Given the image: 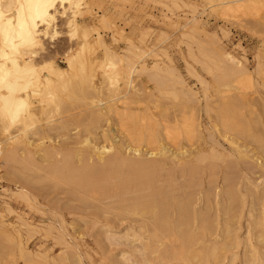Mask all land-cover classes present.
<instances>
[{
	"label": "rangeland",
	"instance_id": "374dc122",
	"mask_svg": "<svg viewBox=\"0 0 264 264\" xmlns=\"http://www.w3.org/2000/svg\"><path fill=\"white\" fill-rule=\"evenodd\" d=\"M85 1H86L87 5H84L86 3H83L81 5L82 15L78 16V20L81 21L82 24L85 25L86 27H92V28L95 27V29H96V26H98L96 31L98 33H100L101 37L103 38L104 44H106V45L108 44L107 46L112 48V50L116 51L118 54L122 52L121 54L124 55V56L122 55L123 58H125V54H126V56L131 55V54L129 55L130 52L125 51V50H127L126 48L131 47V43L133 44L135 42L134 45H137V46H140V45L144 46V47L148 46L152 51L150 53L151 56L148 55L145 57V63H147V66L150 67L153 64L152 63L153 61L159 60L158 62L160 63V65L162 67L163 66L166 67L167 64L169 67L170 66L172 67V65H173L174 67L172 68V70L176 69L180 77L176 76L177 75L176 70L173 71V74L171 72V74H172V75L170 74L171 76L167 75L165 73L163 74V72H162V74L165 75V77L167 78L166 81L168 80L167 81L168 86L171 88L170 89L168 87V90L166 89L165 91H168V93L171 92L172 94L174 93L173 95L170 93L169 95L162 96V94H168V93H166V92H164V93L162 92V94L158 93L161 91L157 90V84H156L157 81L152 76H150L151 72H153V71L148 69V70H146V72L145 71L143 73L140 72L141 74H139V72H138L134 75V82L135 83H133V86L135 85L134 86L135 89L133 87V91L134 90L135 91L133 92L132 89H130V91H132V93H130L129 95L132 99L128 100V102L126 103L127 106L126 105L121 106V107L119 106L120 108H117V109L111 108V109L107 110L106 108H108L109 103L112 102V101H110L111 96L109 97V95H107V94H109L108 89H107L109 84L105 80V78L103 80V78H101L100 74L98 73V75L95 78V83L98 86H101V84H102L103 86L101 87L100 90L101 91L104 90L103 93L100 92V94H99V97L102 98V105H100V109L97 106H96V108L93 107V108L89 109L88 108L89 104H82L83 101H84V103H86L89 100V97H87L86 99L83 98V101L81 99H77L75 97L74 98L71 97L72 98L71 99V98L67 97L66 93L64 92L62 94V97H61L62 100L61 101H63V100H65V101L59 105L60 111L57 110L58 108H56V107L54 108V104H49L48 105L49 107L47 106V108H49V109L46 108L47 112L44 110H43V112H41V111L39 112L41 114V116H40V114H38L39 115L38 119H36V121H34L36 124H30L29 126L33 125V126H31V128L27 127L29 130L26 129V131H25L26 134H24L25 135L24 139H26V140L28 139V141L31 142L29 145L30 147L28 146V152L24 151L23 147H21L22 145H18L17 143H11L10 144L8 141H7V143L9 145L5 143V148H4L3 142H4V139L6 137V134H3L2 128L0 127V140H1L0 141L1 142L0 143V151L2 152V153L0 152L1 153L0 154V159H1L0 160V232H1V234H0L1 235V238H0L1 239L0 240V244H1L0 245V264H78V263L79 264H137V263L138 264H149V263L150 264L151 263L152 264H158V263L159 264H174V263L175 264H201L200 261H198V260L195 261L196 258H193L194 260L191 259L190 261H187V262H181V261L174 260V259L171 260L170 257L160 255V254L164 253V251H165L164 248L167 247L166 249L168 250V249H170V247L171 248L176 247V245L178 244V241L175 238L174 234H170V232H169L167 235L168 237L161 238V240H162L161 243H160V241H157V240L155 241L154 237H153L154 240L151 239L152 238L151 236H153L152 234L154 233V229L152 227V223L149 221L150 219H148L149 218L148 214H144L145 215L144 216L143 214L139 215V214H134V213L129 214L128 212H126V213L123 212V214H124L123 215L122 211L121 210L119 211L118 208H116V206L118 204L116 202V200L117 201L120 200V197L118 199V197L115 196L117 190L116 189L114 190L112 188L114 187L115 183L120 181L121 178L125 179L127 177L132 178V179H134V181L135 180L136 181L134 182L133 180L127 179V181L125 182V186L122 187L121 189H119V191L121 193H124L125 190H126V192L127 191L130 192V193L129 192L128 193L131 195H129L128 193L125 192L128 195V196H125L126 194L124 193L125 197H129V196L131 197L132 194H133V196H135V194H136L134 192L135 188H140V187L146 188L147 187L146 185L149 186V183L146 184L148 181L150 182V185H151V183H153L152 184L153 187L155 186V188H157V187L162 186V189L164 187L165 190L166 189L170 190L169 195H172V194L175 196L178 195L177 197H179V198L181 197V193L184 191L185 192L189 191L191 194L193 193L191 195V197H192L191 205L193 204L192 205L193 211L195 210L196 212H198L199 209L202 212L204 211L203 213L204 214L207 213L206 216L208 217V219L210 217L214 216L213 218L209 219V221H212L213 223L210 222V224H212L211 228L208 231H205L204 238L206 240L208 238L207 236H209V238L206 241L207 242L206 245L211 247V245L213 243L212 246L215 245L217 248L216 249L217 253L218 254L220 253V254H219L218 259L211 261L210 264L211 263L212 264H255V263L256 264L257 263L264 264V240H262V239L260 240L261 237L259 235L261 232L260 231L261 229H262V231H264V226H262V224H264V175H262V174H264V154H262V152H264V144H262V142H264V141H262V140H264V82H262V81H264V78H262V77H264V69L258 70L261 68L260 67L261 63H262V65H264V9H262V8H264V2H262V0H256L255 3L253 2L254 4H253V9L251 10V13L254 12L257 16H254L253 13L250 14L248 12L249 14L248 13L241 14V16L239 18L230 17L231 19H229V21H230L229 22L228 21L229 17H227V15L223 16L224 13H223L222 9H220V7H218V6H217L218 9L216 8V6H214V7L211 6V3L207 2L208 0H204V1L203 0H185L184 3H186V5H183V6L181 5V3L184 0H182V1H179V0H132V1L131 0H85ZM121 1H123V2H121ZM171 1H173V3L176 1V5H175V3H174V5L177 8H174V5H171V4H173V3H171ZM191 1H192V3H191ZM249 1H253V0H249ZM257 1H260V3H258ZM95 2H96V4H95ZM193 4H195V5H193ZM209 4L211 7H209ZM181 6H182V8H181ZM184 6H187V7H184ZM259 6L262 10L259 8ZM189 7H190V9H189ZM192 7L195 8L196 10H192L191 9ZM213 9L214 10L216 9L217 11L216 10L214 11ZM124 10H126V11H124ZM259 10H261V13ZM96 15H98V16H96ZM101 15L102 16L104 15V18H105L104 20L100 19V17H102ZM167 16L169 18H167ZM192 16L195 19H193ZM96 17H98L99 19H97ZM106 18H108L110 20H108ZM176 18H178L179 20ZM96 19H97V21H96ZM174 19H175V21H173ZM196 19L199 21H197ZM93 20H95V21H93ZM194 20L196 22H194ZM237 21H239L241 24ZM97 22H99L100 25ZM173 24L175 27L173 26ZM176 24H178V25H176ZM194 24L197 25V28L193 26L194 28H196L195 30L192 28V25H194ZM190 25H191V27H189ZM105 26H106V29H105ZM200 26H204L203 27L204 29H202V27L200 28ZM107 27H108V29H107ZM176 27L177 28L179 27L180 29H177ZM183 27H186V28L189 27L188 28L189 31H188V29H186V28L184 29ZM181 28H183V30ZM191 28H192V30H191ZM199 28H200V30L201 29L202 30L199 31L198 30ZM221 28H222V30H221ZM110 29H114V30H110ZM121 29H123V30H121ZM223 29L226 32H224ZM57 30L59 33L55 36L54 39H52V40L45 39V41L43 42L44 44L42 46V52L41 53L39 52V54L37 55V58H35V64H37V66H40L38 64L53 60V62H55L60 67L66 68L67 64L64 60L65 56L70 52H72V53L76 52L79 45L76 41L77 39L69 38L68 32L66 33L67 27L65 25V18L58 17ZM193 30H194V32L197 30V32L199 31V33L204 30L206 32L204 37H205V39H208V40H204V37L202 34L204 31L202 33H200V35H199V33L195 34L194 32H191ZM102 31H103V33H101ZM188 32H190L192 34L189 33L190 34L189 35ZM223 32H224V35H223ZM90 33L91 34L93 33L92 35H94L96 32L95 31L92 32V30H91ZM111 33L113 34V36ZM183 33H185V34L187 33V34L184 36ZM207 33H210L212 35H210V34L207 35ZM197 35H199V36H197ZM194 36H196L197 40L194 38ZM209 36H210V38H208ZM114 37L116 39L120 38V40L116 41ZM198 38L200 40H198ZM127 39H128V42H127ZM191 39L192 40L195 39V41H197L199 44L200 43L203 44L202 45L203 47L201 46L203 49H205L204 45L206 47H208V45H209L208 49L211 52V54H212V51H213V53L215 52V50H213V48H217V49L218 48H220V49L224 48L225 51L231 52V54H233L236 58L240 59V61L243 62V64L246 66V68H248L247 69L248 73H250L249 74L250 75V82L252 81L250 83L252 85H249L250 90L246 87V89H243V91L241 90L242 94H239L238 90L236 91V89H234V87L233 88L232 87L231 88H225L226 86H224V88H222V84L219 81H217V84L214 83V82H216L215 78H217V77L215 76V78H213L215 80H213L212 77L214 75L210 77L211 73L208 74L207 73L208 71H204L203 68L205 66L200 63V60H198V61L196 60L198 58H200V59L204 58V57H202V55H200L201 51L200 52L198 51V48H200L201 44L199 45L198 43L192 41ZM184 40H186V41H184ZM187 42H190V44ZM71 45H73V46H71ZM188 45H190V47L193 48L194 53H193V51H191L190 53H192L193 55L195 54L194 57H192V60L194 62L197 61V63H194L192 60H190L191 56L187 55V54H189V53H187V52H189L188 48L191 49ZM43 47L46 50H43L44 49ZM123 48H125L124 51H123ZM68 49H70V50H68ZM208 49H206V50H208ZM67 50H68V53H67ZM91 50L87 49V51L86 50L84 51L85 53L82 54L84 56V58H86V59H88L90 57L91 58H93V57L98 58L99 56L102 55L101 57H103V55H104L103 45L94 44L93 49H91ZM94 50L96 53L94 52ZM153 51H154L155 55L153 54ZM160 52H164V53H160ZM197 52H199L200 56L198 55ZM121 54H119V55H121ZM164 54L167 55V57ZM215 54L216 53H214V55ZM97 55H99V56H97ZM87 56H89V57H87ZM155 56H158V57H155ZM159 56H160V58H159ZM195 56L197 58H195ZM167 58H169L170 60H168ZM98 59H100V57ZM162 60H163V62H162ZM257 61H258V64H257ZM187 62L189 63V65H187L188 64ZM200 64L203 65L204 67L199 66ZM188 66L189 67L192 66L194 68V70L192 69V71H191V72L194 71L195 72L194 74H192L191 72L187 73L188 71H190V68ZM86 67H87V65H86ZM170 68H169V70H170ZM256 68H258V69H256ZM262 68H264V66H262ZM185 69H187V70H185ZM257 72H259V73L262 72V73L259 74ZM77 74H79V73H77ZM69 75H74V74L70 73ZM77 76L81 77V75H77ZM77 76L74 75V78H72V81H77ZM80 77H79V80H81ZM176 77H179L182 81L184 80L183 85H184V87L186 86V89L191 88L194 91L193 92L191 90V92H193L195 94L194 95V98H195L194 101L188 100V97L184 94V91L181 90V88H179L180 84L176 83L177 82ZM138 78H139V80H138ZM196 79H198V80H196ZM200 79H203V80L205 79L207 81V83H205V80H204L205 86L202 84L203 80L200 81ZM136 85L138 88L136 87ZM206 85L208 87V88H206L207 90L204 89L206 87ZM106 86H107V88H105ZM102 88H105V89H102ZM200 88H202V89H200ZM215 88H217V89H215ZM175 89H177V91L179 93ZM172 90H173V92H172ZM180 90L182 91V93H180ZM222 90L229 91L228 93L230 95L227 96L228 94ZM244 90L247 93H245ZM143 91H145V92H143ZM221 91L223 93H221ZM105 92H107V93L105 94ZM203 92H204V94H203ZM243 92H244V95H243ZM135 93H137V94H135ZM176 93L178 94V96ZM231 93L233 96L231 95ZM134 94H135V96H133ZM201 94H203V97ZM216 94H218V95H216ZM247 94H249L248 95L249 97L247 96ZM143 95L146 97H144ZM237 95L239 97L243 95L244 97H242L243 99L242 98L240 99L238 97L239 98L238 99ZM138 96H140V97H138ZM212 96H214V97H212ZM230 96H232V97H230ZM163 97H165V98H163ZM207 97L209 99H206ZM133 98H135V99H133ZM136 98H138V99L136 100ZM159 98H160V100H158ZM175 98H176V100H175ZM185 98H186V100H185ZM196 98H197V100H196ZM213 98L215 100H213ZM223 98L225 99V101L227 100L228 102L231 101L232 99H234V101L237 102L236 105L238 106V108L236 105H232L230 115H232V118L236 119V121H238L240 124L242 123V125H246V128H245V129H247V130H245L246 132L244 130L238 129L237 125H235V128H237L235 130H238V132L234 131V129H233L232 131L230 130L231 132L228 131V132H230L229 134L227 131H225L223 128H221V125L219 124V120L217 118V110H218L217 107H219L218 105H221L222 102H225ZM236 98H237V100H236ZM152 99H154V100H152ZM203 99H205V100H203ZM221 99H223V100H221ZM183 100H184V102H183ZM154 101L156 104H154ZM187 101H188V103H187ZM204 101H206V102H204ZM244 101H246V102H244ZM130 102H131V104H130ZM163 102H165V103H163ZM104 104H106V105H104ZM148 104L150 106H152L153 108L148 106ZM197 104H198V106H197ZM141 105L143 106V108L145 106V108L143 109ZM183 106H184V108H183ZM210 106L211 107L213 106V108L215 109L214 112H213V108H210ZM140 107H141V111H137V109H140ZM196 107H198V108L196 109ZM205 107H206V111H205ZM50 108H51V112H50ZM193 108L195 109V111H193ZM88 109H89V111H88ZM92 109H93V111H92ZM135 109H136V111H135ZM157 109H158V111H157ZM162 109H163V111H162ZM198 109H199V111H198ZM52 111H53V113H52ZM130 111L132 114L130 113ZM182 111H183V113H182ZM187 111H188V113H186ZM234 111L236 112V114L239 113L236 118H235L236 114L234 115V113H235ZM249 111L251 113H249ZM138 112H140L139 113L140 115H138ZM45 113H47V114H45ZM48 113H49V116H48ZM112 113H114V114L112 115ZM166 113H168V115ZM98 114H100V115H98ZM142 114L144 115V117ZM46 115H47V118H46ZM50 115H52L53 117L50 118L51 117ZM131 115H133V116H131ZM146 115L147 116L149 115V116L146 117ZM163 115L165 117H163ZM166 115H167V117H166ZM186 115H188V116H186ZM248 115H250V116L248 117ZM59 116H61V117H59ZM118 117H120V118H118ZM186 117H189V118L186 119ZM251 117H253V118H251ZM145 118H146V120H145ZM182 118L186 119L188 121L192 120L194 118L196 120L198 119L197 121L195 120L196 128L198 126V128H197L198 130L194 129L197 132L193 130V132H196V133H193V135L191 133L190 134L191 136L187 139H186L185 135H184L185 138L182 137L183 133H178V134H176V138L173 139L174 141L172 139H170V140L167 139V141H166V138L164 136V132H165L164 129H168L167 127H170V128H173L172 130L169 129L171 132L177 133L179 131L178 128H180V127L183 128L185 120L181 121V120H183ZM97 119H99L100 121ZM129 119H131V120H129ZM150 119H151V121H150ZM256 119H258V120H256ZM132 120L134 122H130ZM165 120H166V122H165ZM241 120H242V122H241ZM58 121H59V124H57ZM115 121H118V122H115ZM254 121H256V122H254ZM144 122H145V125L148 122V126H150L152 129L148 128L147 125H146L147 126L146 127L143 124ZM247 122H248V124H246ZM53 123H55V124H53ZM150 123H151V125H150ZM119 124H121L122 126ZM134 124H135V126H134ZM152 124H153V126H152ZM178 124H180V125H178ZM0 125H1V123H0ZM53 125H54V127H53ZM58 125H62V126H58ZM85 125H87V126H85ZM131 125H132L133 129L131 128ZM20 127L22 128V126H20V125L14 126L13 132L17 133V131H19L18 128L20 129ZM238 127H240V126L238 125ZM39 128H41V129H39ZM174 128H177L178 130L174 129ZM55 129H57V130H55ZM139 129L141 131H143L144 133H146V132L148 133L151 129V132L152 133L154 132L156 134L155 135L153 133L155 135V138L158 140L157 141L155 139L156 141L154 140L150 144H146V140L144 139L145 142H143L141 140L142 142L137 143L138 144L137 146H138V148L141 149L140 152L142 153V154H140V156L143 155V153H144V155L141 157L135 156V154L132 152L131 146H133V145H131V144H133V143H131V142H133L134 137L130 138L135 134V130L138 131ZM128 130L131 132H129ZM10 132H12V129L10 130ZM257 132H259V133H257ZM157 133H159L161 136L160 135L157 136L158 135ZM234 133L236 134V136ZM250 133H251V135H250ZM11 134H13V133H11ZM129 134H131V135H129ZM38 135H40V136H38ZM249 135H250V137H249ZM239 136H241V137H239ZM257 136H259V137L262 136V137H260L261 138V144H259L260 138L258 139ZM177 137H178V140H180V141L177 140ZM226 137H227V139H226ZM255 138H257L258 140ZM86 139H87V142L89 141L90 143H85ZM228 139H232V141L234 140L232 142V146H231L230 141ZM74 140H76L77 142ZM175 140H177L176 143H174ZM126 141H128L129 143ZM170 141H173V142L171 143ZM183 142L185 144H182ZM36 144H38V145H36ZM40 144H41V147H40ZM88 144H91V145H93V144H98V145L105 144L108 146L109 145L113 146V149L109 153V155L115 156L116 158L118 157V159L120 161L119 163H121V164H116V165L113 164V165H115V169H114L113 165H111V166L103 165L102 166L103 171H101V170L100 171H92L90 173H88L89 172L88 171L87 175H90L92 177H91V179H84L85 181L83 183V186H84V188H87L88 186H90V183H91L90 180L94 181L93 182L94 185H92V187L91 186L88 187L90 189H88V188L84 189V188H80L81 186H79V183H78V180L83 182V180H82L83 178L81 176L74 175L76 177L75 180H77V181L73 182L74 183V185H73V183L71 181V179H73L72 178L73 175L71 174V176H70V175L66 174V172L70 174V172L67 171L68 167H70V169L73 168L74 170L75 169H78V170L82 169L83 170L84 168L89 167V166L94 164V162L88 161L86 159L83 160L84 162L83 161L79 162L80 161L79 156L77 157L76 155H74V153L78 149V147L84 149V152L87 151V149L89 147ZM161 144H165V145H167V147L170 146L169 150L173 151V152H175V150H176V152H183V150L188 151L187 152L188 154H186V155H187V158L189 156L190 157L187 159L186 155H185V158H182L183 161H182V159H180L179 161H176V160L170 161L169 160V161H167V163H165L161 166L153 167L152 170H150V172H148V174L150 173L149 179H147L148 178L147 173H145L143 170H141V168L139 166H132L133 168L125 166V165H128V164H126V162H128V159H131V158H133L131 160H140V159L144 160L145 159L144 161L147 160V162H149V163H153L154 161H155V163L159 162L160 157L157 155H150L149 151L151 150V148H153V147L155 148V145H156V148L152 149V150H153V152L156 151V153H158L159 151H157V147H159ZM177 144H179V145H177ZM180 144L183 145V147ZM188 144H190V145H188ZM79 145H83V146H79ZM176 145L181 148V151H180L179 147H177ZM233 145L235 148H236V146H237V148H239L238 149L239 152L242 150L240 152V153H242V155L239 152L234 150L235 148H233ZM258 145H260L261 147H259ZM6 146H9V147H6ZM18 146L22 149L18 148ZM44 146H45V148H44ZM13 147H14V149H13ZM16 147H17L18 151L15 149ZM52 147H54V149ZM64 147H65V149H64ZM175 147H176V149H175ZM3 148H4V150L6 149V151L3 152L2 151ZM62 148H63V150H62ZM21 151H24V152L21 153ZM212 151H214V152L212 153ZM216 151L219 152V155H217L218 152H216ZM243 152L245 153L244 156H243ZM5 153H7V154H5ZM8 153H9V155H8ZM198 153H200L201 155ZM210 153L213 154L214 156L211 155ZM113 154H115V155H113ZM220 154H221V156H220ZM237 154H240V155H237ZM67 155H69V156H67ZM231 155H232V157H230ZM3 156H4V158H3ZM6 156H8V157H6ZM18 156H20V157H18ZM64 156H65V158H64ZM73 156H74V158H73ZM212 156L214 159L212 158ZM247 156L249 158L252 156L250 158L251 160ZM27 157H29V158L27 159ZM67 157H69V159L71 158V160L69 161V159ZM18 158H19V160H17V162H18L17 163L16 159H18ZM125 158L127 161H125ZM200 158L202 160H200ZM5 159H6V161H5ZM156 160H158V161H156ZM199 161H200V163H199ZM256 161H257V164H256ZM69 162H71V163H69ZM90 162H92V163H90ZM77 163H78V165H76ZM122 163H124V164H122ZM213 163H215V164H213ZM206 164H207V166H206ZM248 164L251 166H249ZM259 164H260V166H259ZM26 165H28L29 167L27 168ZM85 165H87V166H85ZM117 165H119V166H117ZM176 165H178L179 168ZM188 165H190L192 167L194 166L193 169H196V170L192 169L191 173L189 171H185L186 168L188 170V167H190ZM211 165L213 166L212 168H210ZM234 165H235V167H234ZM64 166H67V167H64ZM228 166H229V169H227ZM256 166L259 168H256ZM40 167H42V168H40ZM137 168L139 169V170H137L138 173L136 171ZM23 169H24V172H23ZM25 169H26V171H25ZM40 169H42V170H40ZM63 169L65 170V172H63L64 171ZM112 169H114V170H112ZM122 169L125 171H123ZM165 170L167 171V173L165 172ZM202 170H203V172H202ZM37 171H39L38 175H37ZM259 171H261V172H259ZM12 172H13V174H12ZM94 172H95V174H94ZM156 172H158V173H156ZM151 173H153L152 174L153 177H151L152 176ZM210 173H212L214 175H211ZM233 173H234V176H233ZM46 174L49 176H46ZM54 174H56V175H54ZM154 174H155V176H154ZM25 175H27V176H25ZM32 175H34V176H32ZM52 175H54V176H52ZM171 175H173L175 177H173V176L171 177ZM50 176H52V177H50ZM66 176L68 178H71V179L66 181V179H65ZM139 176H140V178H139ZM228 176H229V178H227ZM231 177H233V178H231ZM116 178H118L117 179L118 181L116 180ZM183 178L184 179L186 178L187 180L186 179L184 180ZM27 179H28V181H27ZM154 179H156V180L154 181ZM199 179H200V182H199ZM228 179H229V181H228ZM62 180H63V182L61 183ZM86 180H89V181L87 182ZM109 180H111L112 182ZM137 180H139V181L137 182ZM170 181H172V182L170 183ZM186 181L190 185H188V184L186 185ZM223 181L225 182V184ZM233 181H234V183H233ZM142 182L144 185L140 184ZM167 182H169V183H167ZM173 182H175V183H173ZM184 182H185V184H184ZM197 182H199V185L197 184ZM174 184H175V187H174ZM227 184H229L233 188V190H234L233 192L235 193L236 200L240 198L239 201H240V205H241L240 206L239 202H237V205H236L235 210H234V216L232 218L233 221H231V223H232V225H231L232 229H231V233H230V235H232L231 237H230V235L228 237V234H226V231H225V227H222V225L224 226V223H225L224 221L226 220V218L230 214V213H228V215H227L225 212V209H224V207L227 205V200H228L227 195L224 193V189H226L225 186H227ZM75 185H77V186H75ZM177 186L179 188H177ZM183 186L185 189L183 188ZM20 187L23 188L25 191L27 190L26 192L28 195V198H27L28 201L25 199L22 200L23 197L22 198L18 197V195H19L18 191L21 189ZM186 187H190L191 189L188 188V190H187ZM79 189H83V191L82 190L79 191ZM180 189H182V190H180ZM85 190H88V192H86ZM104 190H106V191L108 190V191H110V193H108V191H107V193H108L107 194L106 191H104ZM123 190H124V192H123ZM173 190H175V191H173ZM247 190H248V192H247ZM177 191H179L180 193ZM206 191H208V192H206ZM15 192H17L18 194ZM102 192H104V193H102ZM113 192H115V193H113ZM178 193L180 194V196ZM203 193L205 196L203 195ZM111 194H113V195H111ZM4 196H6V197H4ZM112 198H113V200H112ZM194 199H196L197 202ZM204 201L206 202V204ZM221 203L223 204V206ZM205 205H206V207H205ZM208 207H209V209H208ZM210 208H211V210H210ZM117 210H118V212H117ZM113 211H115V212H113ZM214 211H215V213H214ZM221 211H222V213H221ZM134 215H135V217H133ZM147 216H148V218H147ZM143 218H145V220H143ZM213 219H215V220L213 221ZM261 219H262V221H261ZM217 220H218V222H217ZM19 222H21V223H19ZM254 223H256V224H254ZM24 224H26V225L24 226ZM145 224H146V226H145ZM251 224H252V226H251ZM28 225L30 226L29 228L27 227ZM33 225H34V228H33ZM191 225L193 226V227L191 226L193 233L195 231L201 233V229L198 228L197 220L194 219V221H192ZM46 226H48V227H46ZM110 226H111V228H110ZM214 226H215V228H214ZM146 227H147V229H146ZM257 227H259V228H257ZM211 229H213V230H211ZM107 231H109V232H107ZM124 231H127V232H124ZM131 233H132V235H131ZM104 234L107 236H105ZM117 235H119V236H117ZM120 235H121V237H120ZM224 235H226V236H224ZM5 236H6V238H5ZM11 237H13V238H11ZM127 237H130V238H127ZM137 238L139 239V241ZM55 239H57V241H59V242H57ZM145 239H146V243H148L147 241L149 240V244L151 243L150 247L152 249L155 248V250L154 249H153V251L150 250L151 252L147 251L148 255L145 256L146 258H143L144 255H142V253L139 252V249H140L139 246H141L140 244L143 243V241L145 242ZM13 240H15V241H13ZM19 240L22 241L21 247L19 246V243H18ZM139 242H141V243L139 244ZM165 242H166V244H165ZM58 243H60V244H58ZM157 243H158V245H157ZM216 243H217V245H216ZM197 245L199 246V244H197ZM197 245H193V247H195V248H191V249H196V248L197 249L194 251L191 250L190 252H193V253L196 252L200 248V247L198 248ZM158 246H160V247H158ZM23 247H24V250H23ZM40 248H42V249H40ZM162 249H163V252H161ZM218 250H222V251L219 252ZM221 252H223V253H221ZM193 253H189V254H193ZM149 254H150V256H149ZM26 255L28 256L27 258H26ZM43 255H44V257H43ZM140 257H141V259H140ZM165 257H166V259H165ZM24 258H26L25 261L23 260ZM79 258H81V259H79ZM219 258H220V261H219ZM147 259H149L151 261H149ZM249 259H250V261H249ZM143 261H145V263ZM165 261H167V262L165 263ZM179 262H181V263H179Z\"/></svg>",
	"mask_w": 264,
	"mask_h": 264
},
{
	"label": "bare ground",
	"instance_id": "6f19581e",
	"mask_svg": "<svg viewBox=\"0 0 264 264\" xmlns=\"http://www.w3.org/2000/svg\"><path fill=\"white\" fill-rule=\"evenodd\" d=\"M132 1V0H131ZM179 1H182V0H179ZM204 1V0H203ZM105 2V1H104ZM121 2H123V1H121ZM185 2V0L181 3V5L183 6V5H186V3H184ZM208 3H211V6H216V8L218 9V7H220V9H222V11H223V16H225V15H227V17H229L228 18V21H229V19H231L230 17H232V18H239L240 16H241V14H245V13H250V14H252L253 13V15L254 16H257L254 12H252L251 13V10L253 9V4L256 2V0H253V1H247V0H208L207 1ZM254 2V3H253ZM258 3H260V1H257ZM262 2H264V0H262ZM83 3H86V1L85 0H0V123H1V125H0V127L2 128V131H3V134H6V137H5V139H4V144H3V146H4V148H5V143L6 144H8L7 143V141L11 144V143H17L18 145H22L21 147H23V149H24V151H27L28 152V146L30 145V141H28V139L26 140V139H24L25 138V135L24 134H26V129L27 130H29L27 127H30L31 128V126H33V125H31V126H29L30 124H36L34 121H36V119H38V114H40L39 112L41 111V112H43V110L44 111H46V108H47V106L49 105V104H54V108L56 107V108H58L57 110L58 111H60V108H59V105L62 103V102H64L65 100H63V101H61L62 99H61V97H62V94L65 92L66 93V95H67V97H69V98H71V97H75V98H77V99H81L82 101H83V98L84 99H86L87 97H89V100L86 102V103H84V101H83V103L82 104H89V106H88V108L89 109H91V108H96V106L100 109V105H102V98H100L99 97V94H100V92H102L103 93V91L104 90H100L101 89V87L103 86L102 84H101V86H98L96 83H95V78H96V76L98 75V73L100 74V76H101V78H103V80H104V78H105V80L108 82V88H107V86L105 87V88H107L108 89V93L109 94H107V95H109V97L111 96V99H110V101H112L111 103H109V105H108V108H106L107 110L108 109H111V108H114V109H117V108H120L121 106H125L126 105V103L128 102V100H130V99H132L131 97H130V93H132V91H133V87L135 86H133V83H135L134 82V75L136 74V73H138L139 72V74H141L140 72H146V70H148V69H150V70H152L153 72H151V74H150V76H152L157 82H156V84H157V90L158 91H161V92H158V93H161L162 94V92L164 93V92H166V93H168V91H165L166 89L168 90V84H167V81H166V77H165V75H163L164 73L165 74H167V75H170L171 74V72H172V74H173V71H175V70H172V68L174 67L173 65H172V67L170 68L169 66H168V64L166 65V67L165 66H161L160 65V63L157 61V60H155V61H153L152 63V65L149 67V66H147V63H145V57L146 56H148V55H150V53H151V49L149 48H147V47H144V46H137V45H134V43L132 44L131 43V47H129V48H126L127 50H125V51H128V52H130L129 53V55L130 56H126V54H125V58H123V54H121V53H119V54H121V55H119L116 51H113L112 50V48H110V47H108L106 44H104V42H103V38L101 37V35H100V33H98L97 31H96V29H97V27L98 26H96V29H95V27H86L85 25H83L82 24V22L81 21H79L78 20V16H81L82 15V9H81V5L83 4ZM102 3V2H101ZM171 3H173V1H171ZM175 3V5H176V1L174 2ZM174 3L173 4H171V5H174ZM191 3H192V1H191ZM95 4H96V2H95ZM161 4V3H160ZM178 4V3H177ZM189 4V3H188ZM187 4V5H188ZM84 5H87V3L86 4H84ZM103 5V4H102ZM175 5H174V8H177V7H175ZM193 5H195V4H193ZM192 5V6H193ZM208 5V4H207ZM261 5V4H260ZM99 6V5H98ZM178 6V5H177ZM182 6H181V8H182ZM199 6V5H198ZM210 6V4H209V7H211ZM218 6V7H217ZM105 7V6H104ZM108 7V6H107ZM121 7V6H120ZM180 7V6H179ZM184 7H187V6H184ZM200 7V6H199ZM208 7V8H209ZM262 7V6H261ZM122 8V7H121ZM170 8V7H169ZM201 8V7H200ZM259 8H260V6H259ZM91 9V8H90ZM109 9V8H108ZM171 9V8H170ZM189 9H190V7H189ZM192 10H196L195 8H191ZM212 9V8H211ZM261 9V8H260ZM262 9H264V8H262ZM261 9V10H262ZM214 10V9H213ZM216 10V9H215ZM214 10V11H215ZM261 10H259L260 11V13H261ZM124 11H126V10H124ZM204 11V10H203ZM217 11V10H216ZM170 12V11H169ZM191 12V11H190ZM193 12V11H192ZM200 12V11H199ZM198 13V12H197ZM196 13V14H197ZM248 13V14H249ZM98 14V13H97ZM102 14V13H101ZM193 14V13H192ZM199 14V13H198ZM150 15V14H149ZM171 15V14H170ZM173 15V14H172ZM252 15V16H253ZM92 16V15H91ZM96 16H98V15H96ZM102 16V15H101ZM177 16V15H176ZM186 16V15H185ZM250 16V15H249ZM261 16V15H260ZM58 17H61V18H65V25H66V27H67V31H66V33L68 32V34H69V38H74V39H77L76 41H77V43H78V48H77V50H76V52L75 53H72V52H70V53H68V50H70V49H68L67 50V55L65 56V58H64V60H65V62H66V64H67V66H66V68H63V67H60L59 65H57L55 62H53V60H51V61H46V62H44V63H41V64H38V65H40V66H37V64H35V58H37V55L39 54V52L41 53L42 52V46H43V42L45 41V39H50V40H52V39H54L55 38V36L59 33L58 32V30H57V20H58ZM86 17V16H85ZM182 17V16H181ZM187 17V16H186ZM195 17V16H194ZM220 17V16H219ZM97 19H99L98 17H96ZM167 18H169L168 16H167ZM188 18V17H187ZM192 18H193V16H192ZM225 18V17H224ZM97 19H96V21H97ZM100 19H102V20H104L105 18H104V15L102 16V17H100ZM106 19H108V18H106ZM171 19V18H170ZM176 19H178V18H176ZM193 19H195V18H193ZM243 19V18H242ZM64 20V19H63ZM101 20V21H102ZM108 20H110V19H108ZM124 20V19H123ZM179 20V19H178ZM181 20V19H180ZM197 20V19H196ZM93 21H95V20H93ZM100 21V22H101ZM171 21V20H170ZM173 21H175V19L173 20ZM177 21V20H176ZM197 21H199V20H197ZM242 21V20H241ZM85 22V21H84ZM181 22V21H180ZM187 22V21H186ZM194 22H196L195 20H194ZM230 22V21H229ZM232 22V21H231ZM237 22H239V21H237ZM243 22V21H242ZM64 23V22H63ZM97 23H99V22H97ZM109 23V22H108ZM116 23V22H115ZM172 23V22H171ZM175 23V22H174ZM240 23V22H239ZM92 24V23H91ZM241 24V23H240ZM256 24V23H255ZM98 25V24H97ZM99 25H100V23H99ZM107 25V24H106ZM114 25V24H113ZM176 25H178V24H176ZM180 25V24H179ZM184 25V24H183ZM187 25V24H186ZM90 26V25H89ZM93 26V25H92ZM95 26V25H94ZM173 26H174V24H173ZM196 27L197 28V25L196 24H194V25H192V28L195 30L196 28H194V27ZM102 27V26H101ZM110 27V26H109ZM175 27V26H174ZM189 27H191V25L189 26ZM188 27V28H189ZM202 27V29H204L203 27L204 26H200V28ZM103 28V27H102ZM114 28V27H113ZM124 28V27H123ZM177 28V27H176ZM184 29L186 28V27H183ZM183 28H181L182 30H183ZM188 28H186V29H188ZM192 28H191V30H192ZM200 28L198 29L199 31H201L200 30ZM105 29H106V26H105ZM107 29H108V27H107ZM177 29H180L179 27L177 28ZM92 30V32L93 31H95L96 33L94 34V35H92L91 33H90V31ZM110 30H114V29H110ZM121 30H123V29H121ZM194 30L193 31H191V32H194ZM220 30V29H219ZM221 30H222V28H221ZM99 31V30H98ZM186 31V30H185ZM188 31H189V29H188ZM199 31L197 32V30L194 32L195 34H198L199 33ZM204 31V30H203ZM202 31V32H203ZM223 31H224V29H223ZM125 32V31H124ZM150 32V31H149ZM183 32V31H182ZM202 32H200V33H202ZM205 32V31H204ZM202 33L203 34V37H204V35L206 34V32L205 33ZM208 32V31H207ZM224 32H226V31H224ZM224 32H223V35H224ZM101 33H103V31L101 32ZM190 32H188V34H189ZM193 33V34H194ZM200 33H199V35H200ZM97 34V35H96ZM112 34V33H111ZM127 34V33H126ZM184 34V36L187 34H185V33H183ZM182 34V35H183ZM190 34H192V33H190ZM189 34V35H190ZM210 33H207V35H209ZM215 34V33H214ZM226 34V33H225ZM119 35V34H118ZM199 35H197V36H199ZM206 35V36H207ZM210 35H212V34H210ZM112 36H113V34H112ZM132 36V35H131ZM121 37V36H120ZM187 37V36H186ZM202 37V36H201ZM113 38V37H112ZM115 38V37H114ZM188 38V37H187ZM193 38V37H192ZM194 38L196 39V36H194ZM207 38V37H206ZM208 38H210V36L208 37ZM217 38V37H216ZM73 39V40H74ZM129 39V38H128ZM128 39H127V42H128ZM195 39H191L192 41H194V42H196V43H198L197 41H195ZM202 39V38H201ZM115 40L117 41V40H120V38H118V39H116L115 38ZM197 40V39H196ZM198 40H200L199 38H198ZM203 40V39H202ZM204 40H208V39H205V37H204ZM203 40V41H204ZM75 41V40H74ZM132 41V40H131ZM184 41H186V40H184ZM215 41V40H214ZM219 41V40H218ZM181 42V41H180ZM206 42V41H205ZM187 43H189L190 44V42H187ZM193 43V42H192ZM204 43V42H203ZM208 43V42H207ZM74 44V43H73ZM94 44H99V45H103V48H104V55H103V57H101V56H99V55H97V56H99L100 57V59H98L97 57H93V58H88V59H86V58H84V56L82 55L83 53H85L84 51L86 50L87 51V49L88 50H91V49H93V46H94ZM129 44V43H128ZM140 44V43H139ZM194 44V43H193ZM199 44V43H198ZM201 44V43H200ZM199 44V45H200ZM110 45V44H109ZM112 45V44H111ZM203 44H201L200 45V48H198V51L201 53L200 55H202V57H204L202 60L200 59V58H198V59H196L197 61L198 60H200V63L201 64H203V65H199V66H201V67H204L203 68V70L204 71H208L207 73L208 74H210V77L211 76H213L212 77V79L213 78H215V76L217 77V78H215V79H213V80H215L216 82H214V83H216L217 84V81H219L221 84H222V88H224V86H226L225 88H233L234 87V89H236V91L238 90V93L239 94H242L241 92L243 91V89H246V87L249 89V85H252V84H250L251 82H250V73H248V71H247V69L248 68H246V66L243 64V62L242 61H240V59H238V58H236L233 54H231V52H227V51H225L224 50V48L221 50L220 48H213V50H215V52L214 53H216L215 55H214V53H213V51H212V54H211V52L209 51V49H208V47H209V45H208V47H206L205 45H204V47H205V49H203L202 46ZM213 45V44H212ZM218 45V44H217ZM71 46H73V45H71ZM189 47H190V45H188ZM187 46V47H188ZM202 46V47H201ZM219 46V45H218ZM217 46V47H218ZM70 47V46H69ZM102 47V46H101ZM199 47V46H198ZM212 47V46H211ZM216 47V46H215ZM44 48V47H43ZM71 48V47H70ZM73 48V47H72ZM125 48H123V51H124V49ZM162 48V47H161ZM191 48V47H190ZM202 48V49H201ZM206 49H208V50H206ZM211 49V48H210ZM217 49V50H216ZM43 50H46L45 48L43 49ZM96 50V49H95ZM95 50H94V52H95ZM166 50V49H165ZM164 50V51H165ZM196 50V49H195ZM212 50V49H211ZM92 51V50H91ZM188 51L189 52H187V53H189V54H187L188 56H191L190 58V60H192V57H194V55L192 54V53H190L191 51H193V48H191V49H189L188 48ZM197 51V50H196ZM66 52V51H65ZM199 52H197L198 53V55H199ZM46 53V52H45ZM96 53V52H95ZM98 53V52H97ZM126 53V52H125ZM160 53H164V52H160ZM166 53V52H165ZM193 53H194V51H193ZM66 54V53H65ZM93 54V53H92ZM99 54V53H98ZM153 54H154V51H153ZM193 56H192V55ZM123 55V56H122ZM155 55V54H154ZM153 55V56H154ZM165 55V54H164ZM199 55V56H200ZM151 56V55H150ZM149 56V57H150ZM166 57H167V55H165ZM243 56V55H242ZM262 56V55H261ZM87 57H89V56H87ZM155 57H158V56H155ZM241 57V56H240ZM256 57V56H255ZM42 58V57H41ZM159 58H160V56H159ZM195 58H197L196 56H195ZM125 59V60H124ZM156 59V58H155ZM158 59V58H157ZM168 60H170L169 58H167ZM245 59V58H244ZM243 59V60H244ZM258 59V58H257ZM261 59V58H260ZM61 60V59H60ZM195 60V59H194ZM41 61V60H40ZM161 61V60H160ZM193 61V60H192ZM197 61L196 62H194V63H197ZM203 63H202V62ZM246 61V60H245ZM259 61V60H258ZM258 61H257V64H258ZM162 62H163V60H162ZM186 62V61H185ZM64 63V62H63ZM188 63V62H187ZM186 63V64H187ZM199 63V62H198ZM165 64V63H164ZM86 65H87V67H86ZM187 65H189V63L187 64ZM186 65V66H187ZM261 65H262V63H261ZM260 65V69H258V68H256V69H258V70H261V69H264V68H262V66H264V65H262L261 66ZM170 68V70H169V68ZM189 67V66H188ZM192 67V66H191ZM189 67L190 68V71H186L187 73H189V72H191L192 71V69L194 70V68L192 67ZM186 68V67H185ZM255 69V68H254ZM185 70H187V69H185ZM257 70V71H258ZM162 72H163V74H162ZM176 72H177V70H176ZM74 74V75H81V77L80 76H77V81H72V78H74V75H69V74ZM77 73H79V74H77ZM192 74H194L195 72L193 71V72H191ZM206 73V74H207ZM257 73H259V72H257ZM262 73V72H261ZM261 73H259V74H261ZM171 74V75H172ZM258 74V75H259ZM166 75V76H167ZM170 75V76H171ZM196 75V74H195ZM256 75V74H255ZM175 76V75H174ZM176 76H179V74H178V72H177V75ZM198 76V75H197ZM261 76V75H260ZM79 77H80V79L81 80H79ZM180 77V76H179ZM179 77H176V83H179L180 84V86H179V88H181V90H183L184 91V94L188 97V100H192V101H194V91L191 89V88H188V89H186V86L184 87V80L182 81ZM196 77V76H195ZM201 77V76H200ZM182 78V77H181ZM262 78H264V77H262ZM137 79V78H136ZM151 79V78H150ZM175 79V78H174ZM173 79V80H174ZM183 79V78H182ZM79 80V81H78ZM138 80H139V78H138ZM152 80V79H151ZM196 80H198V79H196ZM201 80H203V79H200V81ZM205 80V79H204ZM204 80L202 81V84L205 86V83H207V81L205 80V83H204ZM221 80V81H220ZM252 80V79H251ZM102 81V80H101ZM136 81V80H135ZM256 81V80H255ZM100 82V81H99ZM103 82V81H102ZM138 82V81H137ZM174 82V81H173ZM199 82V81H198ZM262 82H264V81H262ZM201 83V82H200ZM155 84V85H156ZM187 84V83H186ZM201 84V85H202ZM209 84V83H208ZM207 84V85H208ZM257 84V83H256ZM170 85V84H169ZM173 85V84H172ZM207 85H206V87L204 88L205 90H207L206 88H208L207 87ZM213 85V84H212ZM174 86V85H173ZM188 86V85H187ZM262 86V85H261ZM136 87H137V85H136ZM172 87V86H171ZM189 87V86H188ZM214 87V86H213ZM105 88H102V89H105ZM138 88V87H137ZM136 88V89H137ZM156 88V87H155ZM170 88V87H169ZM106 89V90H107ZM130 89H132V91H130ZM134 89H135V87H134ZM171 89V88H170ZM169 89V90H170ZM190 89V90H189ZM200 89H202V88H200ZM215 89H217V88H215ZM253 89V88H252ZM145 90V89H144ZM176 91H177V89H175ZM180 90V93H182V91ZM191 90L193 91V92H191ZM242 90V91H241ZM250 90V89H249ZM135 91V90H134ZM133 91V92H134ZM175 91V92H176ZM217 91V90H216ZM222 91H224V90H222ZM221 91V93H223ZM245 91V90H244ZM252 91V90H251ZM143 92H145V91H143ZM170 92V91H169ZM172 92H173V90H172ZM178 92V91H177ZM186 92V93H185ZM207 92V91H206ZM205 92V93H206ZM224 92H226L228 95L227 96H229L230 94L228 93L229 91H227V90H225ZM231 92V91H230ZM254 92V91H253ZM252 92V93H253ZM107 92H105V94H106ZM171 93V92H170ZM170 93H168V94H162V96H166V95H169ZM179 93V92H178ZM245 93H247L246 91H245ZM135 94H137V93H135ZM135 94L133 95V96H135ZM146 94V93H145ZM160 94V95H161ZM172 94V93H171ZM174 94V93H173ZM172 94V95H173ZM177 94V93H176ZM203 94H204V92H203ZM203 94H201L202 95V97H203ZM236 94V93H235ZM183 95V94H182ZM181 95V96H182ZM216 95H218V94H216ZM220 95V94H219ZM222 95V94H221ZM231 95H232V93H231ZM243 95H244V92H243ZM238 96L237 95V98L239 97L240 99L242 98V97H244V96ZM249 94H247V96H248ZM144 96V95H143ZM175 96V95H174ZM177 96H178V94H177ZM185 96V97H186ZM207 96V95H206ZM233 96V95H232ZM232 96H230V97H232ZM235 96V95H234ZM251 96V95H250ZM108 97V96H107ZM137 97V96H136ZM138 97H140V96H138ZM144 97H146V96H144ZM169 97V96H168ZM176 97V96H175ZM184 97V96H183ZM197 97V96H196ZM205 97V96H204ZM211 97V96H210ZM212 97H214V96H212ZM225 97V96H224ZM249 97V96H248ZM163 98H165V97H163ZM177 98V97H176ZM176 98H175V100H176ZM237 98H236V100H237ZM238 98V99H239ZM247 98V97H246ZM67 99V98H66ZM72 99V98H71ZM133 99H135V98H133ZM138 98H136V100H137ZM180 99V98H179ZM183 99V98H182ZM206 99H209L208 97L206 98ZM224 99V98H223ZM223 99H221V100H223ZM243 99V98H242ZM254 99V98H253ZM258 99V98H257ZM68 100V99H67ZM146 100V99H145ZM152 100H154V99H152ZM156 100V99H155ZM158 100H160V98L158 99ZM163 100V99H162ZM174 100V99H173ZM174 100V101H175ZM185 100H186V98H185ZM196 100H197V98H196ZM195 100V101H196ZM203 100H205V99H203ZM213 100H215L214 98H213ZM220 100V101H221ZM231 100V99H230ZM245 100V99H244ZM81 101V102H82ZM108 101V100H107ZM133 101V100H132ZM131 101V102H132ZM149 101V100H148ZM208 101V100H207ZM218 101V100H217ZM224 101H225V99H224ZM227 101V100H226ZM222 102V104L221 105H218L219 107H217L218 108V110H217V118H218V120H219V124L221 125V128H223L225 131H232L233 129H234V131H237L238 132V130H235V129H240V130H247V129H245L246 128V125H242V123L240 124L238 121H236V119H234V118H232V115H230V111H231V106L232 105H236V101H234V99H232L231 101H227V102ZM239 101V100H238ZM249 101V100H248ZM67 102V101H66ZM71 102V101H70ZM105 102V101H104ZM131 102H130V104H131ZM134 102V101H133ZM137 102V101H136ZM135 102V103H136ZM142 102V101H141ZM166 102V101H165ZM165 102H163V103H165ZM182 102V101H181ZM183 102H184V100H183ZM197 102V101H196ZM195 102V103H196ZM204 102H206V101H204ZM244 102H246V101H244ZM260 102V101H259ZM79 103V102H78ZM119 103V104H118ZM148 103V102H147ZM186 103V102H185ZM187 103H188V101H187ZM209 103V102H208ZM217 103V102H216ZM72 104V103H71ZM137 104V103H136ZM154 104H156L155 103V101H154ZM153 104V105H154ZM182 104V103H181ZM192 104V103H191ZM212 104V103H211ZM210 104V105H211ZM219 104V103H218ZM246 104V103H245ZM73 105V104H72ZM81 105V104H80ZM104 105H106V104H104ZM143 105V104H142ZM141 105V106H142ZM147 105V104H146ZM162 105V104H161ZM177 105V104H176ZM184 105V104H183ZM186 105V104H185ZM216 105V104H215ZM247 105V104H246ZM256 105V104H255ZM120 106V107H119ZM127 106V105H126ZM136 106V105H135ZM139 106V105H138ZM137 106V107H138ZM148 106H150L149 104H148ZM197 106H198V104H197ZM237 106V105H236ZM235 106V107H236ZM49 107V106H48ZM106 107V106H105ZM134 107V106H133ZM150 107H152V106H150ZM179 107V106H178ZM193 107V106H192ZM244 107V106H243ZM52 108V107H51ZM51 108H50V112H51ZM82 108V107H81ZM124 108V107H123ZM142 108H143V106H142ZM144 108H145V106H144ZM143 108V109H144ZM153 108V107H152ZM183 108H184V106H183ZM187 108V107H186ZM198 107H196V109H197ZM210 108H213V106L211 107L210 106ZM237 108H238V106H237ZM236 108V109H237ZM248 108V107H247ZM262 108V107H261ZM47 109H49V108H47ZM84 109V108H83ZM89 109H88V111H89ZM134 109V108H133ZM252 109V108H251ZM87 110V109H86ZM97 110V109H96ZM92 111H93V109H92ZM135 111H136V109H135ZM137 111H141V107H140V109H137ZM157 111H158V109H157ZM156 111V112H157ZM162 111H163V109H162ZM193 111H195V109L193 108ZM198 111H199V109H198ZM205 111H206V107H205ZM215 111V109L213 108V112ZM47 112V111H46ZM91 112V111H90ZM143 112V111H142ZM155 112V111H154ZM181 112V111H180ZM185 112V111H184ZM190 112V111H189ZM235 112V111H234ZM239 112V111H238ZM52 113H53V111H52ZM60 113V112H59ZM130 113H131V111H130ZM140 112H138V115H140L139 114ZM152 113V112H151ZM175 113V112H174ZM182 113H183V111H182ZM186 113H188V111L186 112ZM244 113V112H243ZM242 113V114H243ZM248 113V112H247ZM246 113V114H247ZM249 113H251L250 111H249ZM248 113V114H249ZM43 114V113H42ZM45 114H47V113H45ZM57 114V113H56ZM93 114V113H92ZM105 114V113H104ZM114 113H112V115H113ZM132 114V113H131ZM144 114V113H143ZM142 114V115H143ZM167 115H168V113H166ZM197 114V113H196ZM195 114V115H196ZM216 114V113H215ZM232 114V113H231ZM236 114V112L234 113V115ZM239 114V113H238ZM238 114H236L235 115V118L237 117V115ZM54 115V114H53ZM98 115H100V114H98ZM152 115V114H151ZM158 115V114H157ZM156 115V116H157ZM161 115V114H160ZM167 115H166V117H167ZM173 115V114H172ZM182 115V114H181ZM185 115V114H184ZM241 115V114H240ZM239 115V116H240ZM256 115V114H255ZM40 116H41V114H40ZM48 116H49V113H48ZM51 117L50 118H52L53 116L52 115H50ZM55 116V115H54ZM57 116V115H56ZM102 116V115H101ZM111 116V115H110ZM131 116H133V115H131ZM130 116V117H131ZM149 116V115H148ZM147 115H146V117H148ZM159 116V115H158ZM186 116H188V115H186ZM194 116V115H193ZM247 116V115H246ZM250 115H248V117H249ZM59 117H61V116H59ZM121 117V116H120ZM120 117H118V118H120ZM143 117H144V115H143ZM142 117V118H143ZM154 117V116H153ZM161 117V116H160ZM163 117H165L164 115H163ZM171 117V116H170ZM46 118H47V115H46ZM98 118V117H97ZM181 118V117H180ZM187 118H189V117H186V119ZM251 118H253V117H251ZM49 119V118H48ZM132 119V118H131ZM131 119H129V120H131ZM137 119V118H136ZM149 119V118H148ZM158 119V118H157ZM183 119V118H182ZM186 119H183V120H181V121H184V125H183V128L182 127H180V128H178L179 129V131L177 132V133H173V132H171L169 129H173V128H170V127H167L168 129H164L165 130V132H164V136H165V138H166V141H167V139H175L176 138V134H178V133H183V136L182 137H184V135L186 136V139L187 138H189L191 135V133H192V135H193V133H196L197 131L196 130H194V129H197L198 128V126H197V128H196V124H195V118L194 119H192V120H186ZM191 119V118H190ZM75 120V119H74ZM78 120V119H77ZM97 120H99V119H97ZM117 120V119H116ZM119 120V119H118ZM134 120V119H133ZM130 121V122H134V121ZM145 120H146V118H145ZM172 120V119H171ZM175 120V119H174ZM173 120V121H174ZM198 120V119H197ZM196 120V121H197ZM240 120V119H239ZM256 120H258V119H256ZM261 120V119H260ZM38 121V120H37ZM52 121V120H51ZM100 121V120H99ZM150 121H151V119H150ZM172 121V122H173ZM180 121V120H179ZM250 121V120H249ZM34 122V123H33ZM50 122V121H49ZM76 122V121H75ZM88 122V121H87ZM115 122H118V121H115ZM129 122V123H130ZM165 122H166V120H165ZM241 122H242V120H241ZM254 122H256V121H254ZM74 123V122H73ZM94 123V122H93ZM51 124V123H50ZM53 124H55V123H53ZM57 124H59V121L57 122ZM87 124V123H86ZM144 125H145V122L143 123ZM246 124H248V122L246 123ZM258 124V123H257ZM18 125H20V126H22V128L20 127V129L18 128V130L19 131H17V133L15 132H13V127L14 126H18ZM52 125V124H51ZM119 125H121V124H119ZM129 125V124H128ZM147 126H148V122H147V124H146ZM145 125V126H146ZM150 125H151V123H150ZM167 125V124H166ZM178 125H180V124H178ZM235 125H237V128H235ZM238 125L240 126V127H238ZM37 126V125H36ZM58 126H62V125H58ZM85 126H87V125H85ZM92 126V125H91ZM116 126V125H115ZM118 126V125H117ZM122 126V125H121ZM134 126H135V124H134ZM146 126V127H147ZM152 126H153V124H152ZM245 126V127H244ZM35 127V126H34ZM41 127V126H40ZM53 127H54V125H53ZM172 127V126H171ZM178 127V126H177ZM62 128V127H61ZM131 128H132V125H131ZM148 128H151L150 126H148ZM154 128V127H153ZM166 128V127H165ZM254 128V127H253ZM12 129V132H10V130ZM39 129H41V128H39ZM133 129V128H132ZM147 129V128H146ZM152 129V128H151ZM151 129H150V131L147 133H144L143 131H141L140 129L137 131V130H135V134L132 136V137H130V138H133L134 137V139H133V142H131L130 140V142L131 143H133V144H131V145H133V146H131V150H132V152L135 154V156H137V157H141V156H143L144 155V153H143V155H141L140 156V154H142L141 152H140V148H138V144L137 143H139V142H145L144 141V139L146 140V144H150L152 141H154L156 138H155V135L151 132ZM174 129H177V128H174ZM177 129V130H178ZM249 129V128H248ZM55 130H57V129H55ZM60 130V129H59ZM120 130V129H119ZM122 130V129H121ZM149 130V129H148ZM163 130V131H164ZM193 130L194 131H196V132H193ZM198 130V129H197ZM61 131V130H60ZM65 131V130H64ZM129 131V130H128ZM127 131V132H128ZM155 131V130H154ZM224 131V132H225ZM230 131V132H231ZM256 131V130H255ZM261 131V130H260ZM29 132V131H28ZM36 132V131H35ZM43 132V131H42ZM51 132V131H50ZM129 132H131V131H129ZM128 132V133H129ZM137 132V133H136ZM176 132V131H175ZM199 132V131H198ZM223 132V133H224ZM230 132H228V134L230 133ZM246 132V131H245ZM250 132V131H249ZM252 132V131H251ZM2 133V132H1ZM11 133H13V134H11ZM125 133V132H124ZM208 133V132H207ZM253 133V132H252ZM257 133H259V132H257ZM38 134V133H37ZM158 135L157 136H159L160 134L159 133H157ZM233 134V133H232ZM235 134V133H234ZM239 134V133H238ZM241 134V133H240ZM255 134V133H254ZM36 135V134H35ZM49 135V134H48ZM128 135V134H127ZM129 135H131V134H129ZM212 135V134H211ZM242 135V134H241ZM250 135H251V133H250ZM250 135H249V137H250ZM257 135V134H256ZM31 136V135H30ZM38 136H40V135H38ZM156 136V137H157ZM161 136V135H160ZM181 136V135H180ZM179 136V137H180ZM196 136V135H195ZM213 136V135H212ZM235 136H236V134H235ZM28 137V136H27ZM32 137V136H31ZM34 137V136H33ZM37 137V136H36ZM48 137V136H47ZM50 137V136H49ZM81 137V136H80ZM239 137H241V136H239ZM246 137V136H245ZM260 137H262V136H260ZM259 136H257V138L259 139L260 138ZM87 138V137H86ZM129 138V139H130ZM185 138V137H184ZM183 138V139H184ZM212 138V137H211ZM235 138V137H234ZM257 138H255V139H257ZM88 139V138H87ZM87 139H86V142L85 143H90L89 141L87 142ZM194 139V138H193ZM224 139V138H223ZM226 139H227V137H226ZM251 139V138H250ZM257 139V140H258ZM36 140V139H35ZM106 140V139H105ZM125 140V139H124ZM128 140V139H127ZM132 140V139H131ZM142 140V141H141ZM157 140V139H156ZM155 140V141H156ZM161 140V139H160ZM177 140H178V137H177ZM177 140H175V142L174 143H176V141ZM185 140V139H184ZM189 140V139H188ZM229 141H230V144H231V146H232V142L234 141H232V139H228ZM1 141V140H0ZM41 141V140H40ZM74 141H76V140H74ZM107 141V140H106ZM158 141V140H157ZM174 141V140H173ZM173 141H170L171 143L173 142ZM178 141H180V140H178ZM255 141V140H254ZM262 141H264V140H262ZM77 142V141H76ZM104 142V141H103ZM126 142H128V141H126ZM227 142V141H226ZM260 143L259 144H261V138H260V141H259ZM1 143V142H0ZM97 143V142H96ZM129 143V142H128ZM158 143V142H157ZM189 143V142H188ZM45 144V143H44ZM78 144V143H77ZM109 144V143H108ZM182 144H185L184 142L182 143ZM192 144V143H191ZM217 144V143H216ZM235 144V143H234ZM262 144H264V142H262ZM9 145V144H8ZM36 145H38V144H36ZM158 145V144H157ZM172 145V144H171ZM177 145H179V144H177ZM176 145V146H177ZM181 145V144H180ZM188 145H190V144H188ZM215 145V144H214ZM12 146V145H11ZM17 146V145H16ZM79 146H83V145H79ZM89 146V147H88ZM88 149H87V151H85L84 152V149H82V148H80V147H78V149L75 151V153H74V155H76L77 157L79 156V162H81V161H83V160H88V161H92V162H94V164L93 165H91V166H89V167H86V168H84L83 170L81 169V170H78V169H70V167H68L66 170L68 171V172H70V174L69 173H67L66 172V174H68V175H70L71 176V174L73 175V179H71V178H68L67 176H66V181L67 180H70L71 179V181H72V183L73 182H75V181H77V180H75L76 179V177L74 176V175H79V176H81L83 179V182H81V181H79L78 180V183H79V186H81L80 188H84V186H83V183H84V179H91V177L92 176H90V175H87L88 173H90V172H92V171H103L102 170V166L103 165H109V166H111V165H113V164H121V163H119L120 161H119V159H118V157L116 158L115 156H110L109 155V153L112 151V149H113V146H111V145H105V144H102V145H98V144H93V145H91V144H88ZM130 146V145H129ZM140 146V145H139ZM175 146V145H174ZM182 147H183V145H181ZM230 146V145H229ZM259 147H261L260 145H258ZM6 147H9V146H6ZM15 147V146H14ZM14 147H13V149H14ZM30 147V146H29ZM40 147H41V144H40ZM170 147V146H169ZM169 147H167V145H165V144H161L159 147H157V151H159L158 153H156V151L155 152H153V150L152 149H155L156 148V145H155V148L153 147V148H151V150L149 151V154L150 155H157V156H159L160 158H159V162H156L155 163V161L153 162V163H149V162H147V160L146 161H144V160H131V159H133V158H131V159H128V162H126V164H128V165H125V166H128V167H132V166H139L140 168H141V170H143L145 173H147V175H148V178L147 179H149L150 178V173L148 174V172H150V170H152V168L153 167H155V166H161V165H163V164H165V163H167V161H171V160H176V161H179L180 159H182V158H185V155L186 154H188L187 152L188 151H185V150H183V152H176V150H175V152H173V151H170L169 150ZM177 147H179V146H177ZM239 147V146H238ZM4 148H3V152L4 151H6V149L4 150ZM12 148V147H11ZM18 148H20L19 146H18ZM44 148H45V146H44ZM43 148V149H44ZM53 149H54V147H52ZM74 148V147H73ZM76 148V147H75ZM143 148V147H142ZM186 148V147H185ZM233 148H235L234 147V145H233ZM12 149V150H13ZM16 150H17V147L15 148ZM20 149H22V148H20ZM64 149H65V147H64ZM67 149V148H66ZM130 149V148H129ZM173 149V148H172ZM175 149H176V147H175ZM178 149V148H177ZM179 149H180V151H181V148L179 147ZM184 149V148H183ZM211 149V148H210ZM209 149V150H210ZM238 149L239 148H237V146H236V148L234 149L235 151H237V152H239L238 151ZM47 150V149H46ZM62 150H63V148H62ZM71 150V149H70ZM127 150V149H126ZM174 150V149H173ZM188 150V149H187ZM195 150V149H194ZM223 150V149H222ZM244 150V149H243ZM258 150V149H257ZM14 151V150H13ZM18 151V150H17ZM24 151H21V153H23ZM123 151V150H122ZM191 151V150H190ZM242 151V150H241ZM240 151V152H241ZM247 151V150H246ZM1 152V151H0ZM15 152V151H14ZM50 152V151H49ZM195 152V151H194ZM200 152V151H199ZM202 152V151H201ZM210 152V151H209ZM214 151H212V153H213ZM216 152H218V151H216ZM239 152V153H240ZM245 152V151H244ZM243 152V156L245 155V153ZM2 153V152H1ZM0 153V154H1ZM63 153V152H62ZM124 153V152H123ZM147 153V152H146ZM192 153V152H191ZM203 153V152H202ZM227 153V152H226ZM249 153V152H248ZM5 154H7V153H5ZM29 154V153H28ZM198 154H200V153H198ZM211 154V153H210ZM241 155H242V153H240ZM240 154H237V155H240ZM247 154V153H246ZM255 154V153H254ZM262 154H264V152H262ZM4 155V154H3ZM8 155H9V153H8ZM40 155V154H39ZM112 155V154H111ZM113 155H115V154H113ZM128 155V154H127ZM191 155V154H190ZM197 155V154H196ZM201 155V154H200ZM211 155H213V154H211ZM217 155H219V152H218V154ZM230 155V154H229ZM248 155V154H247ZM13 156V155H12ZM31 156V155H30ZM38 156V155H37ZM66 156V155H65ZM65 156H64V158H65ZM67 156H69V155H67ZM71 156V155H70ZM134 156V155H133ZM198 156V155H197ZM214 156V155H213ZM213 156H212V158H213ZM220 156H221V154H220ZM6 157H8V156H6ZM18 157H20V156H18ZM26 157V156H25ZM145 157V156H144ZM190 157V156H189ZM188 157V158H189ZM199 157V156H198ZM219 157V156H218ZM217 157V158H218ZM230 157H232V155L230 156ZM238 157V156H237ZM248 157V156H247ZM252 157V156H251ZM250 157V158H251ZM3 158H4V156H3ZM24 158V157H23ZM29 157H27V159H28ZM52 158V157H51ZM68 159H69V157H67ZM66 158V159H67ZM73 158H74V156H73ZM186 158H187V155H186ZM187 158V159H188ZM210 158V157H209ZM216 158V159H217ZM249 158V157H248ZM247 158V159H248ZM249 158V159H250ZM26 159V158H25ZM26 159V160H27ZM50 159V158H49ZM55 159V158H54ZM77 159V158H76ZM143 159V158H142ZM153 159V158H152ZM211 159V158H210ZM214 159V158H213ZM220 159V158H219ZM228 159V158H227ZM245 159V158H244ZM253 159V158H252ZM258 159V158H257ZM1 160V159H0ZM17 160H19V158L18 159H16V162H17ZM65 160V159H64ZM71 160V158L69 159V161ZM149 160V159H148ZM200 160H202L201 158H200ZM251 160V159H250ZM5 161H6V159H5ZM73 161V160H72ZM125 161H127L126 160V158H125ZM156 161H158V160H156ZM175 161V162H176ZM182 161H183V159H182ZM212 161V160H211ZM255 161V160H254ZM15 162V161H14ZM66 162V161H65ZM78 162V163H79ZM84 162V161H83ZM92 162H90V163H92ZM189 162V161H188ZM208 162V161H207ZM231 162V161H230ZM250 162V161H249ZM248 162V163H249ZM5 163V162H4ZM18 163V162H17ZM50 163V162H49ZM69 163H71V162H69ZM78 163L76 164V165H78ZM170 163V162H169ZM179 163V162H178ZM199 163H200V161H199ZM206 163V162H205ZM212 163V162H211ZM244 163V162H243ZM8 164V163H7ZM24 164V163H23ZM28 164V163H27ZM38 164V163H37ZM83 164V163H82ZM122 164H124V163H122ZM210 164V163H209ZM213 164H215V163H213ZM229 164V163H228ZM240 164V163H239ZM256 164H257V161H256ZM31 165V164H30ZM41 165V164H40ZM80 165V164H79ZM115 165H113L114 166V169H115ZM249 165V164H248ZM27 166V168L29 167L28 165H26ZM35 166V165H34ZM43 166V165H42ZM51 166V165H50ZM53 166V165H52ZM85 166H87V165H85ZM84 166V167H85ZM117 166H119V165H117ZM124 166V167H125ZM177 167H178V165H176ZM188 166H190V165H188ZM205 166V165H204ZM206 166H207V164H206ZM209 166V165H208ZM217 166V165H216ZM215 166V167H216ZM249 166H251V165H249ZM253 166V165H252ZM255 166V165H254ZM259 166H260V164H259ZM64 167H67V166H64ZM79 167V166H78ZM82 167V166H81ZM80 167V168H81ZM194 167V166H193ZM193 167L192 166H190V167H188V170H187V168L185 169V171H189L190 173H191V170L193 169ZM213 166L211 165V167L210 168H212ZM234 167H235V165H234ZM242 167V166H241ZM25 168V167H24ZM26 168V169H27ZM33 168V167H32ZM40 168H42V167H40ZM45 168V167H44ZM53 168V167H52ZM77 168V167H76ZM120 168V167H119ZM127 168V167H126ZM133 168V167H132ZM165 168V167H164ZM179 168V167H178ZM198 168V167H197ZM208 168V167H207ZM217 168V167H216ZM215 168V169H216ZM250 168V167H249ZM256 168H259V167H257L256 166ZM21 169V168H20ZM26 169H25V171H26ZM30 169V168H29ZM50 169V168H49ZM70 169V170H69ZM114 169H112V170H114ZM227 169H229V166L227 167ZM40 170H42V169H40ZM64 170V169H63ZM77 170V171H76ZM110 170V169H109ZM123 170V169H122ZM137 170H139L138 168L136 169V171ZM172 170V169H171ZM193 170H196V169H193ZM198 170V169H197ZM213 170V169H212ZM211 170V171H212ZM235 170V169H234ZM260 170V169H259ZM18 171V170H17ZM21 171V170H20ZM54 171V170H53ZM57 171V170H56ZM61 171V170H60ZM89 171V172H88ZM123 171H125V170H123ZM169 171V170H168ZM215 171V170H214ZM213 171V172H214ZM217 171V170H216ZM251 171V170H250ZM14 172V171H13ZM13 172H12V174H13ZM23 172H24V169H23ZM34 172V171H33ZM38 172L39 171H37V175H38ZM59 172V171H58ZM63 172H65V170L63 171ZM88 172V173H87ZM165 172L167 173V171L165 170ZM202 172H203V170H202ZM259 172H261V171H259ZM43 173V172H42ZM46 173V172H45ZM53 173V172H52ZM57 173V172H56ZM77 173V174H76ZM104 173V172H103ZM137 173H138V171H137ZM140 173V172H139ZM156 173H158V172H156ZM160 173V172H159ZM197 173V172H196ZM199 173V172H198ZM20 174V173H19ZM28 174V173H27ZM94 174H95V172H94ZM105 174V173H104ZM153 173H151V175H152ZM195 174V173H194ZM211 175H214V174H212V173H210ZM209 174V175H210ZM54 175H56V174H54ZM54 175H52V176H54ZM139 175V174H138ZM143 175V174H142ZM164 175V174H163ZM197 175V174H196ZM201 175V174H200ZM262 175H264V174H262ZM25 176H27V175H25ZM32 176H34V175H32ZM46 176H49V175H47L46 174ZM45 176V177H46ZM52 176H50V177H52ZM87 176V177H86ZM90 176V177H89ZM141 176V175H140ZM140 176H139V178H140ZM145 176V175H144ZM154 176H155V174H154ZM158 176V175H157ZM173 175H171V177H172ZM227 176V175H226ZM231 176V175H230ZM233 176H234V173H233ZM2 177V176H1ZM24 177V176H23ZM95 177V176H94ZM122 177V176H121ZM136 177V176H135ZM147 177V176H146ZM151 177H153V175L151 176ZM173 177H175V176H173ZM31 178V177H30ZM37 178V177H36ZM48 178V177H47ZM62 178V177H61ZM114 178V177H113ZM138 178V179H139ZM159 178V177H158ZM161 178V177H160ZM191 178V177H190ZM213 178V177H212ZM224 178V177H223ZM226 178V177H225ZM227 178H229V176L227 177ZM231 178H233V177H231ZM34 179V178H33ZM118 178H116V180H117ZM127 179H130V180H133L134 181V179H132V178H129V177H127V178H121L120 179V181L119 182H117V183H115L114 184V187L112 188V189H116L117 191H116V197H118V199H119V197H120V200H116V202L118 203H116L117 204V206H116V208H118V210L120 211H122V214H123V212L124 213H126V212H128L129 214L131 213V214H148L149 215V218H148V216H147V218L148 219H150L149 221L152 223V227H153V229H154V233L152 234L153 236H151L150 234L153 232H151L149 235L152 237H150L151 239H153V237H154V239H155V241L157 240V241H160V243H161V238H166V237H168L167 235H168V233L170 232V234H174V236H175V238L177 239V241H178V244L176 245V247H170V249H166V248H164L165 249V251H164V253L163 254H160V255H164V256H166V257H170L171 258V260L172 259H174V260H178V261H181V262H187V261H190L191 259H193V258H196L195 259V261L196 260H198V261H200L201 262V264H210V262L211 261H214V260H217L218 259V257H219V254L217 253V251H216V246L214 245V246H212L213 245V243H212V245H211V247L210 246H208V245H206V241H207V239L209 238V236H207L208 238L205 240V238H204V233H205V231H208L210 228H211V225L212 224H210V222L211 223H213L212 221H209V219L210 218H213V217H210L209 219H208V217L206 216V214H204L200 209H199V211L198 212H196L195 210L193 211V208H192V205H191V199H192V197H191V195L193 194H191L189 191L188 192H182L181 193V197L179 198V197H177V196H175V195H169L170 194V190H165V188L163 187V189H162V186L161 187H157V188H155V186L153 187V183H151V185H150V182L148 181L146 184H148L149 183V186L148 185H146L147 187L145 188V187H143V188H141L140 186V188H135V190H134V192L136 193L135 194V196H133V194H132V196L130 197H125V196H128L126 193H128L129 191H127L126 192V190H125V192H124V190H123V192L126 194H124V193H121L120 191H119V189H121L122 187H124L125 186V182L127 181ZM137 179V178H136ZM184 179V178H183ZM186 179V178H185ZM184 179V180H185ZM197 179V178H196ZM43 180V179H42ZM81 180V179H80ZM98 180V179H97ZM156 179H154V181H155ZM176 180V179H175ZM187 180V179H186ZM213 180V179H212ZM211 180V181H212ZM224 180V179H223ZM27 181H28V179H27ZM87 182L89 181V180H86ZM99 181V180H98ZM109 181H111V180H109ZM118 181V180H117ZM136 181V180H135ZM134 181V182H135ZM139 180H137V182H138ZM145 181V180H144ZM164 181V180H163ZM168 181V180H167ZM189 181V180H188ZM191 181V180H190ZM210 181V182H211ZM228 181H229V179H228ZM34 182V181H33ZM55 182V181H54ZM63 182V180L61 181V183ZM90 186L92 187V185H94V181L93 180H90ZM112 182V181H111ZM159 182V181H158ZM157 182V183H158ZM172 181H170V183H171ZM193 182V181H192ZM199 182H200V179H199ZM199 182H197V184L199 185ZM224 182V181H223ZM26 183V182H25ZM57 183V182H56ZM71 183V182H70ZM96 183V182H95ZM102 183V182H101ZM105 183V182H104ZM160 183V182H159ZM166 183V182H165ZM167 183H169V182H167ZM173 183H175V182H173ZM182 183V182H181ZM191 183V182H190ZM233 183H234V181H233ZM236 183V182H235ZM28 184V183H27ZM107 184V183H106ZM140 184H143V182L142 183H140ZM184 184H185V182H184ZM188 183H187V181H186V185H187ZM224 184H225V182H224ZM237 184V183H236ZM24 185V184H23ZM73 185H74V183H73ZM138 185V184H137ZM144 185V184H143ZM169 185V184H168ZM182 185V184H181ZM180 185V186H181ZM185 185V186H186ZM188 185H190V184H188ZM249 185V184H248ZM252 185V184H251ZM259 185V184H258ZM257 185V186H258ZM54 186V185H53ZM75 186H77V185H75ZM90 186H88V187H90ZM87 187V188H88ZM106 187V186H105ZM136 187V186H135ZM169 187V186H168ZM172 187V186H171ZM170 187V188H171ZM174 187H175V184H174ZM194 187V186H193ZM199 187V186H198ZM224 187V186H223ZM226 187V189H224V193L227 195V205L224 207V209H225V212H226V214L228 215V213H230L229 214V216L226 218V220L223 222L224 223V226L222 225V227H225V231H226V234H228V237H229V235H230V233H231V225H232V223H231V221H233L232 220V218H233V216H234V210H235V207H236V205H237V202H239V205H240V201H239V199H237L236 200V196H235V193L233 192L234 190H233V188L229 185V184H227V186H225ZM248 187V186H247ZM21 188V187H20ZM78 188V187H77ZM87 188H84V189H87ZM97 188V187H96ZM110 188V187H109ZM169 188V189H170ZM177 188H179L178 186H177ZM183 188H184V186H183ZM187 188V190H188V188H190V187H186ZM255 188V187H254ZM88 189H90V188H88ZM127 189V188H126ZM172 189V188H171ZM175 189V188H174ZM185 189V188H184ZM191 189V188H190ZM249 189V188H248ZM74 190V189H73ZM80 190H82L83 191V189H79V191ZM180 190H182V189H180ZM186 190V191H187ZM196 190V189H195ZM194 190V191H195ZM254 190V189H253ZM27 191V190H26ZM23 188H21L19 191H18V193H19V195H18V197H20V198H22L23 197V199L22 200H27V198H28V195H27V192H26ZM68 191V190H67ZM86 192H88V190H85ZM90 191V190H89ZM94 191V190H93ZM98 191V190H97ZM104 191H106V190H104ZM108 191V190H107ZM107 191H106V193H107ZM133 191V190H132ZM146 191V192H145ZM173 191H175V190H173ZM3 192V191H2ZM14 192V191H13ZM101 192V191H100ZM112 192V191H111ZM177 192H179V191H177ZM206 192H208V191H206ZM247 192H248V190H247ZM6 193V192H5ZM15 193H17V192H15ZM17 193V194H18ZM80 193V192H79ZM102 193H104V192H102ZM108 193H110V191H108ZM107 193V194H108ZM113 193H115V192H113ZM130 193V192H129ZM128 193V194H129ZM173 193V192H172ZM180 193V192H179ZM178 193V194H179ZM13 194V193H12ZM78 194V193H77ZM91 194V193H90ZM101 194V193H100ZM177 194V193H176ZM217 194V193H216ZM240 194V193H239ZM72 195V194H71ZM93 195V194H92ZM103 195V194H102ZM105 195V194H104ZM111 195H113V194H111ZM125 195V196H124ZM129 195H131V194H129ZM203 195H204V193H203ZM212 195V194H211ZM210 195V196H211ZM241 195V194H240ZM244 195V194H243ZM249 195V194H248ZM34 196V195H33ZM84 196V195H83ZM114 196V197H115ZM179 196H180V194H179ZM194 196V195H193ZM205 196V195H204ZM220 196V195H219ZM4 197H6V196H4ZM103 197V196H102ZM107 197V196H106ZM111 197V196H110ZM203 197V196H202ZM207 197V196H206ZM221 197V196H220ZM257 197V196H256ZM16 198V197H15ZM14 198V199H15ZM36 198V197H35ZM75 198V197H74ZM196 198V197H195ZM31 199V198H30ZM95 199V198H94ZM222 199V198H221ZM103 200V199H102ZM109 200V199H108ZM112 200H113V198H112ZM194 200H196V199H194ZM193 200V201H194ZM199 200V199H198ZM207 200V199H206ZM242 200V199H241ZM28 201V200H27ZM101 201V200H100ZM208 201V200H207ZM221 201V200H220ZM4 202V201H3ZM20 202V201H19ZM196 202H197V200H196ZM195 202V203H196ZM205 202V201H204ZM83 203V202H82ZM101 203V202H100ZM4 204V203H3ZM110 204V203H109ZM204 204V203H203ZM205 204H206V202H205ZM209 204V203H208ZM222 204V203H221ZM9 205V204H8ZM102 205V204H101ZM111 205V204H110ZM31 206V205H30ZM108 206V205H107ZM195 206V205H194ZM217 206V205H216ZM222 206H223V204H222ZM241 206V205H240ZM113 207V206H112ZM204 207V206H203ZM205 207H206V205H205ZM204 207V208H205ZM238 207V206H237ZM33 208V207H32ZM213 208V207H212ZM217 208V207H216ZM223 208V207H222ZM239 208V207H238ZM6 209V208H5ZM208 209H209V207H208ZM240 209V208H239ZM251 209V208H250ZM109 210V209H108ZM118 210H117V212H118ZM198 210V209H197ZM210 210H211V208H210ZM215 210V209H214ZM213 211V210H212ZM113 212H115V211H113ZM108 213V212H107ZM210 213V212H209ZM214 213H215V211H214ZM221 213H222V211H221ZM220 213V214H221ZM2 214V213H1ZM118 214V213H117ZM116 214V215H117ZM213 214V213H212ZM113 215V214H112ZM124 215V214H123ZM19 216V215H18ZM59 216V215H58ZM145 216V215H144ZM237 216V215H236ZM133 217H135V215L133 216ZM139 217V216H138ZM143 217V216H142ZM28 218V217H27ZM141 218V217H140ZM139 218V219H140ZM225 218V217H224ZM20 219V218H19ZM194 219L195 220H197V222H198V228H200L201 229V233L200 232H192V229H191V223H192V221H194ZM24 220V219H23ZM61 220V219H60ZM143 220H145V218H143ZM215 219H213V221H214ZM257 221V220H256ZM261 221H262V219H261ZM141 222V221H140ZM145 222V221H144ZM217 222H218V220H217ZM252 222V221H251ZM254 222V221H253ZM19 223H21V222H19ZM150 223V224H151ZM260 223V222H259ZM258 223V224H259ZM23 224V223H22ZM147 224V223H146ZM146 224H145V226H146ZM254 224H256V223H254ZM257 224V225H258ZM26 224H24V226H25ZM43 225V224H42ZM214 225V224H213ZM216 225V224H215ZM142 226V225H141ZM251 226H252V224H251ZM254 226V225H253ZM262 226H264V224H262ZM28 228L30 227L29 225L27 226ZM46 227H48V226H46ZM193 227V226H192ZM260 227V226H259ZM259 227H257V228H259ZM27 228V229H28ZM33 228H34V225H33ZM102 228V227H101ZM107 228V227H106ZM110 228H111V226H110ZM109 228V229H110ZM214 228H215V226H214ZM17 229V228H16ZM15 229V230H16ZM43 229V228H42ZM140 229V228H139ZM146 229H147V227H146ZM221 229V228H220ZM253 229V228H252ZM256 229V228H255ZM55 230V229H54ZM141 230V229H140ZM199 230V229H198ZM211 230H213V229H211ZM258 230V229H257ZM31 231V230H30ZM106 231V230H105ZM139 231V230H138ZM137 231V232H138ZM261 231V232H260ZM259 232H260V240L262 239V240H264V231H262V229L260 230ZM107 232H109V231H107ZM124 232H127V231H124ZM135 232V231H134ZM5 233V232H4ZM214 233V232H213ZM0 234H1V232H0ZM3 234V233H2ZM7 234V233H6ZM107 234V233H106ZM124 234V233H123ZM138 234V233H137ZM141 234V233H140ZM143 234V233H142ZM4 235V234H3ZM105 235V234H104ZM110 235V234H109ZM130 235V234H129ZM131 235H132V233H131ZM134 235V234H133ZM136 235V234H135ZM105 236H107V235H105ZM116 236V235H115ZM117 236H119V235H117ZM137 236V235H136ZM172 236V235H171ZM224 236H226V235H224ZM232 235H230V237H231ZM120 237H121V235H120ZM143 237V236H142ZM146 237V236H145ZM234 237V236H233ZM0 238H1V235H0ZM5 238H6V236H5ZM10 238V237H9ZM11 238H13V237H11ZM33 238V237H32ZM127 238H130V237H127ZM133 238V237H132ZM140 238V237H139ZM149 238V239H150ZM225 238V237H224ZM26 239V238H25ZM138 239V238H137ZM136 239V240H137ZM153 239V240H154ZM172 239V238H171ZM235 239V238H234ZM259 239V238H258ZM1 240V239H0ZM17 240V239H16ZM56 241H57V239H55ZM54 240V241H55ZM61 240V239H60ZM121 240V239H120ZM135 240V241H136ZM143 240V239H142ZM152 240V241H153ZM164 240V239H163ZM228 240V239H227ZM13 241H15V240H13ZM64 241V240H63ZM138 241H139V239H138ZM151 241V242H152ZM172 241V240H171ZM57 242H59V241H57ZM56 242V243H57ZM133 242V241H132ZM148 243H146V239H145V242L143 241V243H141V242H139V244L141 245V246H139V252H141L142 253V255H144V257L143 258H146L145 256L146 255H148L147 254V251L149 252L150 250H152L153 251V249L155 250V248H151L150 247V244H149V240L147 241ZM175 242V241H174ZM231 242V241H230ZM233 242V241H232ZM13 243V242H12ZM15 243V242H14ZM18 243H19V246L21 247V245H22V241L21 240H19L18 241ZM136 243V242H135ZM164 243V242H163ZM58 244H60V243H58ZM165 244H166V242H165ZM197 244H199V246L197 245ZM215 244V243H214ZM229 244V243H228ZM1 245V244H0ZM17 245V244H16ZM136 245V244H135ZM157 245H158V243H157ZM193 245H197L198 246V250L196 251V252H190L191 250L192 251H194V250H196V249H191V248H195V247H193ZM216 245H217V243H216ZM18 246V247H19ZM154 246V245H153ZM173 246V245H172ZM225 246V245H224ZM27 247V246H26ZM158 247H160V246H158ZM157 247V248H158ZM151 248V249H150ZM156 248V249H157ZM220 248V247H219ZM21 249V248H20ZM40 249H42V248H40ZM23 250H24V247H23ZM249 250V249H248ZM26 251V250H25ZM219 252L220 251H222V250H218ZM62 252V251H61ZM138 252V253H139ZM151 252V251H150ZM161 252H163V249H162V251ZM35 253V252H34ZM66 253V252H65ZM64 253V254H65ZM156 253V252H155ZM189 253H193V254H189ZM221 253H223V252H221ZM63 254V253H62ZM137 254V253H136ZM68 255V254H67ZM141 255V256H142ZM154 255V254H153ZM222 255V254H221ZM220 255V256H221ZM35 256V255H34ZM33 256V257H34ZM42 256V255H41ZM149 256H150V254H149ZM246 256V255H245ZM23 257V256H22ZM28 256L26 255V258H27ZM36 257V256H35ZM43 257H44V255H43ZM166 257H165V259H166ZM26 258H24L23 260L25 261V259ZM46 258V257H45ZM129 258V257H128ZM142 258V259H143ZM162 258V257H161ZM250 258V257H249ZM66 259V258H65ZM79 259H81V258H79ZM140 259H141V257H140ZM43 260V259H42ZM71 260V259H70ZM147 260H149V259H147ZM194 260V259H193ZM254 260V259H253ZM131 261V260H130ZM149 261H151V260H149ZM153 261V260H152ZM219 261H220V258H219ZM223 261V260H222ZM249 261H250V259H249ZM144 263H145V261H143ZM167 261H165V263H166ZM172 262V261H171ZM181 262H179V263H181ZM24 263V262H23ZM33 263V262H32ZM164 263V262H163ZM177 263V262H176ZM79 264V263H78ZM138 264V263H137ZM150 264V263H149ZM152 264V263H151ZM159 264V263H158ZM175 264V263H174ZM212 264V263H211ZM256 264V263H255ZM257 264H260V263H257ZM262 264V263H261Z\"/></svg>",
	"mask_w": 264,
	"mask_h": 264
}]
</instances>
